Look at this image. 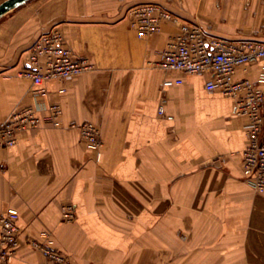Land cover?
Wrapping results in <instances>:
<instances>
[{
    "label": "crops",
    "instance_id": "obj_1",
    "mask_svg": "<svg viewBox=\"0 0 264 264\" xmlns=\"http://www.w3.org/2000/svg\"><path fill=\"white\" fill-rule=\"evenodd\" d=\"M136 1L27 0L0 16V120L25 107L41 118L0 145V211L19 214L9 264H49L30 244L42 231L73 264H264V193L243 177L248 117L233 96L206 89L209 74L159 66L183 22L264 41V0H151L178 20L145 37L131 25ZM52 30L93 68L35 94L21 71ZM263 73L260 60L236 78ZM176 78L184 82L164 86ZM51 104L62 107L60 125L46 118ZM85 121L101 130L97 151L71 126Z\"/></svg>",
    "mask_w": 264,
    "mask_h": 264
},
{
    "label": "built area",
    "instance_id": "obj_2",
    "mask_svg": "<svg viewBox=\"0 0 264 264\" xmlns=\"http://www.w3.org/2000/svg\"><path fill=\"white\" fill-rule=\"evenodd\" d=\"M131 25L140 37L160 31L162 23L178 20V17L164 5L145 1L134 4L129 9ZM264 60V41L241 39L233 40L214 36L199 23L183 22L178 34L161 56L159 66L167 71H180L187 74H209L206 89L210 92L222 91L235 98L237 114L248 117L246 124L247 145L242 152L243 177L259 193H264V73L259 80L237 79L239 66ZM93 68L87 57L79 56L66 44L58 30L42 33L33 44L25 68L21 74L30 78L37 86L35 94L46 95L42 87L51 79H69ZM183 78L166 79L164 86L180 85ZM60 91H65L62 88ZM47 120L60 125L62 107L51 104ZM164 113V108H160ZM41 118L32 107L14 112L0 120V145L12 146L20 132L37 127ZM79 128L87 148L97 151L102 146L101 130L92 121L82 124L72 123ZM69 219L75 217L70 206L65 212ZM16 211H0V264H9L20 245ZM30 244L40 249L49 264H73L68 254L55 246V239L47 231L40 238H33Z\"/></svg>",
    "mask_w": 264,
    "mask_h": 264
},
{
    "label": "water",
    "instance_id": "obj_3",
    "mask_svg": "<svg viewBox=\"0 0 264 264\" xmlns=\"http://www.w3.org/2000/svg\"><path fill=\"white\" fill-rule=\"evenodd\" d=\"M25 1L27 0H5L0 4V16L10 9L24 3Z\"/></svg>",
    "mask_w": 264,
    "mask_h": 264
},
{
    "label": "rangeland",
    "instance_id": "obj_4",
    "mask_svg": "<svg viewBox=\"0 0 264 264\" xmlns=\"http://www.w3.org/2000/svg\"><path fill=\"white\" fill-rule=\"evenodd\" d=\"M139 1V0H138ZM141 1V0H140ZM139 1V2H140ZM145 1H151V0H142L141 2H145ZM154 2V1H153ZM156 2V1H155ZM136 3H138L137 1H136ZM135 4V3H134Z\"/></svg>",
    "mask_w": 264,
    "mask_h": 264
},
{
    "label": "bare ground",
    "instance_id": "obj_5",
    "mask_svg": "<svg viewBox=\"0 0 264 264\" xmlns=\"http://www.w3.org/2000/svg\"><path fill=\"white\" fill-rule=\"evenodd\" d=\"M155 2V1H154Z\"/></svg>",
    "mask_w": 264,
    "mask_h": 264
}]
</instances>
